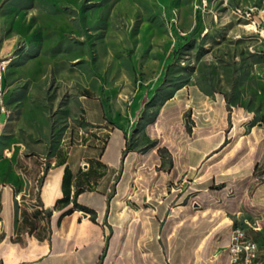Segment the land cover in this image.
Wrapping results in <instances>:
<instances>
[{"label":"rangeland","instance_id":"rangeland-1","mask_svg":"<svg viewBox=\"0 0 264 264\" xmlns=\"http://www.w3.org/2000/svg\"><path fill=\"white\" fill-rule=\"evenodd\" d=\"M0 72V157L20 147L81 158L92 134L82 101L93 96L127 150L163 168L194 126L227 120L237 146L222 157L243 161V126L264 119V0H0ZM188 181L170 173V191Z\"/></svg>","mask_w":264,"mask_h":264},{"label":"crops","instance_id":"crops-1","mask_svg":"<svg viewBox=\"0 0 264 264\" xmlns=\"http://www.w3.org/2000/svg\"><path fill=\"white\" fill-rule=\"evenodd\" d=\"M83 97L93 135L81 158L64 148L49 161L24 157L20 147L0 157V264H231L234 224L264 239V176H254L264 170V126H243V161L222 157L237 146L233 122L194 126L170 171L149 151L127 150L124 131L106 125L103 101ZM170 173L190 181L174 193Z\"/></svg>","mask_w":264,"mask_h":264},{"label":"built area","instance_id":"built-area-1","mask_svg":"<svg viewBox=\"0 0 264 264\" xmlns=\"http://www.w3.org/2000/svg\"><path fill=\"white\" fill-rule=\"evenodd\" d=\"M3 87V74L0 72V98L5 94ZM261 125L264 126L263 120H261ZM258 176H264V170H260L255 175L256 180ZM253 239L244 240L238 235V232H231L229 245L231 264H256L257 251L253 247Z\"/></svg>","mask_w":264,"mask_h":264},{"label":"bare ground","instance_id":"bare-ground-1","mask_svg":"<svg viewBox=\"0 0 264 264\" xmlns=\"http://www.w3.org/2000/svg\"><path fill=\"white\" fill-rule=\"evenodd\" d=\"M263 120V124H264V119ZM259 124H261V121L259 122ZM231 232H238V235L243 238L244 240H251V236L248 234V231L246 230V228H244L243 226L239 225V224H234ZM253 247L254 250L257 251L256 252V264H257V258L259 256V244L258 242L253 239Z\"/></svg>","mask_w":264,"mask_h":264},{"label":"trees","instance_id":"trees-1","mask_svg":"<svg viewBox=\"0 0 264 264\" xmlns=\"http://www.w3.org/2000/svg\"><path fill=\"white\" fill-rule=\"evenodd\" d=\"M74 209H79V210H82L83 212H86V213H90L91 216H92V219L94 221H96V218H95V211L90 209L89 207L87 206H84L82 204H80L78 201H75L74 202ZM103 259V256L101 257V260Z\"/></svg>","mask_w":264,"mask_h":264},{"label":"water","instance_id":"water-1","mask_svg":"<svg viewBox=\"0 0 264 264\" xmlns=\"http://www.w3.org/2000/svg\"><path fill=\"white\" fill-rule=\"evenodd\" d=\"M83 215H84V216H87V213H86V212H83Z\"/></svg>","mask_w":264,"mask_h":264}]
</instances>
